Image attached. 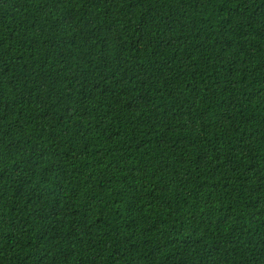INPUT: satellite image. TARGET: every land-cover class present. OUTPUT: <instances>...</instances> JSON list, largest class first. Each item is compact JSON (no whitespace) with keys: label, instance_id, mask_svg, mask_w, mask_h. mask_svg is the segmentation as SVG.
<instances>
[{"label":"trees","instance_id":"1","mask_svg":"<svg viewBox=\"0 0 264 264\" xmlns=\"http://www.w3.org/2000/svg\"><path fill=\"white\" fill-rule=\"evenodd\" d=\"M0 264H264V0H0Z\"/></svg>","mask_w":264,"mask_h":264}]
</instances>
